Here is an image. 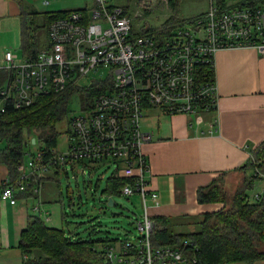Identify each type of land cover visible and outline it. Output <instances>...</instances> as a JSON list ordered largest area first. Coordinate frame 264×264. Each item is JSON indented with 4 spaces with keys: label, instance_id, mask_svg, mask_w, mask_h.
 Here are the masks:
<instances>
[{
    "label": "built area",
    "instance_id": "1",
    "mask_svg": "<svg viewBox=\"0 0 264 264\" xmlns=\"http://www.w3.org/2000/svg\"><path fill=\"white\" fill-rule=\"evenodd\" d=\"M179 21L160 33L145 29L137 35L127 7L92 0L86 8L54 19L48 45L39 51L21 57L12 49L4 53L0 117L7 111L6 101L20 109L42 96L67 91L89 96L98 88L92 99L87 98L85 108L70 119L67 150H40L28 164L21 163L17 177L10 174L0 181L2 202L16 205L20 197H40L46 173L80 166L86 175L98 165L114 166L111 177L127 179L120 195L139 196L145 211L136 224L139 236L111 246L108 259L113 264L189 262V240L175 247L157 246L152 239L154 222L149 210L159 206L160 196L149 182L151 165L145 147L153 136L143 128V121L153 110L171 116L215 111L217 52L255 49L264 55V0H210L203 14ZM103 70L108 71L106 78L100 75ZM255 175L264 182L261 169ZM41 209L35 205V213L41 215Z\"/></svg>",
    "mask_w": 264,
    "mask_h": 264
},
{
    "label": "crops",
    "instance_id": "2",
    "mask_svg": "<svg viewBox=\"0 0 264 264\" xmlns=\"http://www.w3.org/2000/svg\"><path fill=\"white\" fill-rule=\"evenodd\" d=\"M30 21L23 3L0 0V62L7 50L15 51V43L24 48L26 39L36 40ZM10 30L14 33L8 34ZM2 31L9 39L3 40ZM215 61L219 96L215 111L174 116L151 111L154 121L146 131L153 137L145 150L151 165L150 184L160 196L159 206L149 210L151 217L182 219L220 210L219 203L200 202L199 191L217 179L239 174L264 142V55L255 49H222ZM146 120H151L150 115ZM0 171V181L11 174L4 164ZM47 175L41 178L44 203L53 196V190L46 189ZM30 196L20 197L16 205L0 200V264H24L21 234L31 215L37 214ZM47 209L41 210L57 227V208L49 205Z\"/></svg>",
    "mask_w": 264,
    "mask_h": 264
},
{
    "label": "trees",
    "instance_id": "3",
    "mask_svg": "<svg viewBox=\"0 0 264 264\" xmlns=\"http://www.w3.org/2000/svg\"><path fill=\"white\" fill-rule=\"evenodd\" d=\"M18 1L23 3V0ZM179 2L180 0H170L176 15L179 12ZM71 11H52L46 14L48 29L54 19L63 17ZM168 20L163 29H148L146 33H160L169 29V25L180 22L179 18ZM144 30L145 28L139 33H134L143 35ZM23 47L24 53H30L39 51L40 45L37 39H26ZM215 74L214 72V79ZM4 76V73L0 74V78L3 79ZM97 88L98 86L91 90L89 96L87 95L88 99L94 97ZM72 92L42 96L35 104L20 109L6 101L7 111L0 117V147L5 144V147L0 148V164L6 165L12 176L19 175L18 166L25 162L27 149L33 144L34 136L29 134L36 135L34 138L36 143L40 144V150L49 151L53 147H58L57 125L67 115ZM30 155L32 158L36 156L32 151ZM252 155L255 162L251 158L239 169L246 170L245 185L230 201L224 177L199 191V200L202 203L222 201L226 204L221 210L187 217L197 219L195 232L189 235L178 232L173 223L175 219L171 217H152L154 222L152 239L155 245L181 247L184 240H189L191 246L186 249L190 260L187 264H225L227 262L256 264L264 261V193L257 199H252L249 194L255 184L263 180L260 175H255V170L259 168L264 172V142L253 151ZM52 173L58 174L56 171ZM52 173H48L47 176L51 178ZM126 183L127 179L123 177H111L103 194L113 197L121 196L120 189ZM28 194L27 192L26 196ZM69 197L71 199V194ZM127 198L130 199V197ZM139 199L141 200L140 197ZM115 205H117L116 202ZM144 211L141 217L132 222L133 224L143 219ZM65 213L63 210V218L67 221L68 216ZM93 220L99 224V228L102 227L103 224L98 221L97 216ZM64 227L49 225L40 214L31 215L20 238V247L26 255L24 264H113L108 259V249L128 239V237L123 240H110L107 237L93 238L92 235L102 232L99 229L93 230L89 238H85L77 232L76 228Z\"/></svg>",
    "mask_w": 264,
    "mask_h": 264
},
{
    "label": "rangeland",
    "instance_id": "4",
    "mask_svg": "<svg viewBox=\"0 0 264 264\" xmlns=\"http://www.w3.org/2000/svg\"><path fill=\"white\" fill-rule=\"evenodd\" d=\"M50 1L51 4H46L45 0H23L25 11L26 13H29V18L31 19L30 24H27L32 27L34 37L39 42V50L42 49L43 46L48 45L46 14L52 11H69L86 8L92 2V0ZM111 2L116 5L125 6L132 12V16L134 17L133 27L134 32L136 33L141 32L144 28L146 31L148 29L154 30L156 28L157 30L163 29L166 21H169V18H192V16L194 17L199 14H203V12L207 11L210 6V0H180L178 4L179 12L176 15L172 5L170 4V0H111ZM146 3L150 4L147 5ZM20 27H22V24ZM5 33L6 32L2 31V37L3 34L6 35L3 37V40L6 38L9 39V35ZM11 33L13 34L14 31L10 30V33L8 34ZM18 33H20L19 27H17V37ZM3 44L9 45V43ZM15 45V52L18 53L20 57L24 55L23 48H20L21 43H15ZM93 75L94 74L91 76ZM100 75L101 77L106 78L108 76V71L103 70ZM84 83H87V81H84ZM86 100L87 96L84 92H72V96H70L68 102L67 115L57 125V131L59 133L57 148L60 151L67 150L68 143L66 134L68 132L69 121L75 115L79 114L83 108H85ZM149 115L151 120L143 121V128L145 130H147V126L150 122L154 121V114L151 113ZM163 123L164 122L162 121V125ZM162 125L160 126L163 127ZM29 135L36 137L34 133ZM3 147H5V144H2L0 148ZM39 147V143L32 144L31 147H28V154L24 159L26 164H28L30 159L32 160V156L30 155L31 151L37 155L40 151ZM82 169L83 168L80 166H69L67 170H56L58 174H50L52 177L45 181L46 189L53 190V196L50 197L46 195L47 199H44L45 203L38 196H33L29 200L31 203L33 202L34 205H40L43 210H48L47 208H49V205H53L57 208L60 217V222L57 227L61 228L65 226L64 228H76L77 232L85 238H89L95 229L102 231L101 233L92 235L95 239L100 237L104 239L107 237L110 240H123L127 237L131 239L138 237L140 232L137 225L132 222H134L136 218L141 217L142 211H144L139 197L133 196L128 199L124 196H115L114 200L117 205L111 207L108 205V197L103 194L107 188L108 180L114 173V166L98 165L93 167L92 171L88 170L86 175L83 174ZM245 173L246 170L242 169L237 175H227L224 177L225 188L227 187L229 201L239 189L244 187ZM248 173L250 174L251 171L249 170ZM259 193H264L263 181L257 182L255 187H253L249 192L252 199H254L255 195ZM70 194L71 199L69 197ZM214 203H219L222 208H224L226 204L222 201H216ZM63 210L68 216L67 221H65L62 216ZM44 212L46 211H42L41 215L44 220L47 221V215ZM96 216L98 221H101L103 224L100 228L99 224L93 220ZM196 221L197 219L195 218H182L175 219L173 223L176 225V230L178 232H183L184 234L189 235L197 230ZM48 224L52 225L49 222ZM256 264H264V261H259Z\"/></svg>",
    "mask_w": 264,
    "mask_h": 264
},
{
    "label": "water",
    "instance_id": "5",
    "mask_svg": "<svg viewBox=\"0 0 264 264\" xmlns=\"http://www.w3.org/2000/svg\"><path fill=\"white\" fill-rule=\"evenodd\" d=\"M35 143H36V138H33V144H35ZM108 205L111 207H113L115 205L114 198L111 197L108 199Z\"/></svg>",
    "mask_w": 264,
    "mask_h": 264
}]
</instances>
